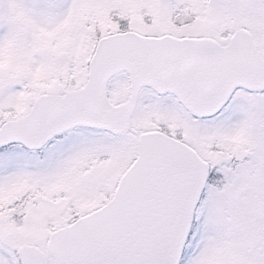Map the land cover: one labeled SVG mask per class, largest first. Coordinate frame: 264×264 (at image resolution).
<instances>
[{
  "label": "snow or ice",
  "instance_id": "6c2138e0",
  "mask_svg": "<svg viewBox=\"0 0 264 264\" xmlns=\"http://www.w3.org/2000/svg\"><path fill=\"white\" fill-rule=\"evenodd\" d=\"M0 264H264V0H0Z\"/></svg>",
  "mask_w": 264,
  "mask_h": 264
}]
</instances>
